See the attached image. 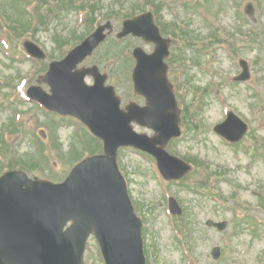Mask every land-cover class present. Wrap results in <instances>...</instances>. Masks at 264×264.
I'll list each match as a JSON object with an SVG mask.
<instances>
[{"label":"rangeland","instance_id":"374dc122","mask_svg":"<svg viewBox=\"0 0 264 264\" xmlns=\"http://www.w3.org/2000/svg\"><path fill=\"white\" fill-rule=\"evenodd\" d=\"M6 1L0 0V7ZM98 1L100 7L95 15H91L98 18L93 29L87 30L84 25V12L67 8L57 11L52 1L54 12H50V4H43L38 13L45 16L46 21L41 24L33 21L35 33L33 23L30 25L32 21L19 23L15 35L12 34L13 40L16 39L14 43H19L22 38L18 39L24 33L25 39L33 40L47 52L48 63L61 58L75 46L72 45L74 42L64 45L63 39L57 42L59 36L65 38L76 31L78 36L87 37L97 25L109 20L114 25V32L82 65L97 64L107 72L109 84L126 99L124 103L128 99L141 102L130 89V75L135 63L131 52L135 46L147 51L149 47L131 36L119 41L115 34L121 29L124 17L107 18L113 9L124 14L141 0ZM161 1L162 21L172 23L176 20L201 37L195 39V47H178V52L179 48L185 49L180 52L183 67L174 66L169 71L170 80L173 83L175 80L178 85L174 84V90L180 107L186 102L191 106L193 116L192 126L186 128L181 122L183 136L172 140L166 148L171 154L191 162V171L181 180L167 181L159 174L155 160L143 152L128 147L120 148L118 152V164L127 179L136 212L144 222L148 263L264 264V0ZM247 4L255 8L252 16L245 13ZM148 9L151 10L149 6ZM12 13L16 15L17 10ZM7 16L6 11L3 13L0 9L3 22L9 20ZM241 27L247 37H252V30H256L255 39L245 41L247 38L239 34ZM225 30L235 36L220 45L199 49L212 31H218L226 40ZM188 37L193 39L192 35ZM231 46L238 49L237 53L232 52ZM12 47L1 34L0 128L9 126L16 131L6 134V142L4 138L0 141V169L10 166L29 169L31 172L26 171L32 177L60 182L81 156L88 139L87 132L76 118L49 114L36 103L15 102L18 101L17 87L21 79L26 80L22 87L25 92L29 86L37 84V77L46 71L39 73L42 64L27 60V57L25 62H20V58H25L24 54L15 53ZM19 48L23 49L22 44ZM198 49L203 52L199 53ZM195 57L200 58V65L191 62ZM239 58H245L251 66L252 77L248 82L232 79L240 72ZM188 78L192 81L188 82ZM86 81L92 83L93 79L88 77ZM43 87L48 89L46 85ZM205 88L207 92L204 93ZM182 89L185 90L183 95ZM229 109L247 121L250 128L247 137L237 145L230 144L213 130ZM136 129L147 132L138 126ZM41 130H45V139L39 134ZM197 161L209 163L214 170L221 169L226 173L211 177L210 169ZM170 196L182 207L181 215L170 214ZM209 219L227 221L228 226L219 231L207 225ZM214 246L222 249L219 261L211 256ZM84 258L86 264H103L94 238L89 240Z\"/></svg>","mask_w":264,"mask_h":264},{"label":"water","instance_id":"95a60500","mask_svg":"<svg viewBox=\"0 0 264 264\" xmlns=\"http://www.w3.org/2000/svg\"><path fill=\"white\" fill-rule=\"evenodd\" d=\"M149 15L127 21L120 34H143L159 44L151 55L142 49L136 53V87L148 99L146 108L124 112L119 109L120 102L113 89L104 87L105 77L99 76L94 86H88L84 77L90 70L71 72L104 40L109 23L99 27L63 63L52 65L46 77L52 86V96L35 97L30 90L32 98L41 100L49 108L81 118L103 138L105 154L83 160L59 184L31 181L20 172H10L0 178V264H83L84 248L91 233L101 245L106 264H145L142 222L134 213L125 179L117 167V150L131 145L152 153L167 179L181 178L190 169L157 147V144L164 146L180 131L177 104L163 63L168 43L157 28L156 34L151 35ZM25 45L32 53L37 52L32 43ZM244 63L238 80L250 76ZM132 120L154 128L158 135L148 137L134 132L130 126ZM246 129L232 113L216 127L232 141L241 139ZM171 208L174 213H181L175 202ZM72 220L73 225L64 231ZM208 225L222 230L227 222L208 221ZM219 255V249H214L215 258Z\"/></svg>","mask_w":264,"mask_h":264},{"label":"trees","instance_id":"16d2710c","mask_svg":"<svg viewBox=\"0 0 264 264\" xmlns=\"http://www.w3.org/2000/svg\"><path fill=\"white\" fill-rule=\"evenodd\" d=\"M92 8L94 9V6H92Z\"/></svg>","mask_w":264,"mask_h":264}]
</instances>
